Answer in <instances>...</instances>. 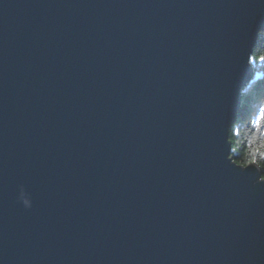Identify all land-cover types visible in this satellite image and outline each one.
<instances>
[{"label":"water","instance_id":"water-1","mask_svg":"<svg viewBox=\"0 0 264 264\" xmlns=\"http://www.w3.org/2000/svg\"><path fill=\"white\" fill-rule=\"evenodd\" d=\"M262 31L264 0H0V264H264L230 139Z\"/></svg>","mask_w":264,"mask_h":264},{"label":"trees","instance_id":"trees-1","mask_svg":"<svg viewBox=\"0 0 264 264\" xmlns=\"http://www.w3.org/2000/svg\"><path fill=\"white\" fill-rule=\"evenodd\" d=\"M264 31L259 33L258 41L251 56L255 74L242 90V105L230 128L232 141L231 155L234 160L243 165L253 158H261L257 152L264 143V125L257 128L256 120L261 109H264ZM261 167V166H260ZM264 175V167H261Z\"/></svg>","mask_w":264,"mask_h":264},{"label":"snow or ice","instance_id":"snow-or-ice-1","mask_svg":"<svg viewBox=\"0 0 264 264\" xmlns=\"http://www.w3.org/2000/svg\"><path fill=\"white\" fill-rule=\"evenodd\" d=\"M261 61H264V56L260 57ZM256 126L257 128L262 127L264 125V109H261L260 114L256 120ZM259 156L261 158H264V143L261 144V148L257 150ZM259 164L261 167H264V159H256L255 153L253 154V158L248 161L247 165H244V167H247L248 165H254Z\"/></svg>","mask_w":264,"mask_h":264},{"label":"clouds","instance_id":"clouds-1","mask_svg":"<svg viewBox=\"0 0 264 264\" xmlns=\"http://www.w3.org/2000/svg\"><path fill=\"white\" fill-rule=\"evenodd\" d=\"M20 201L24 203L25 207H30L31 205L29 204V200L31 199L30 195L23 189L21 188V195L19 197Z\"/></svg>","mask_w":264,"mask_h":264},{"label":"rangeland","instance_id":"rangeland-1","mask_svg":"<svg viewBox=\"0 0 264 264\" xmlns=\"http://www.w3.org/2000/svg\"><path fill=\"white\" fill-rule=\"evenodd\" d=\"M242 99V98H241ZM241 105H242V102H241ZM241 109V108H240ZM232 142V141H231ZM243 165V164H242Z\"/></svg>","mask_w":264,"mask_h":264}]
</instances>
